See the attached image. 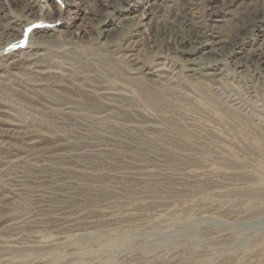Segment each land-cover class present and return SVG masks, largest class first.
<instances>
[{"label": "rangeland", "instance_id": "rangeland-1", "mask_svg": "<svg viewBox=\"0 0 264 264\" xmlns=\"http://www.w3.org/2000/svg\"><path fill=\"white\" fill-rule=\"evenodd\" d=\"M186 1L0 0V21L22 15L0 62H18L0 78V264H264V21L239 30L261 0H195L214 43L155 57Z\"/></svg>", "mask_w": 264, "mask_h": 264}, {"label": "bare ground", "instance_id": "bare-ground-1", "mask_svg": "<svg viewBox=\"0 0 264 264\" xmlns=\"http://www.w3.org/2000/svg\"><path fill=\"white\" fill-rule=\"evenodd\" d=\"M209 1L211 0H201V4L204 6L209 5ZM21 2V12L22 10H24L25 8V4H26V0H20ZM205 3V4H204ZM192 5H196L195 0H187L186 1V5H184V8L182 11H180L179 13H176V17L175 19L179 21V23L181 24L180 27H174L173 25H171L170 27H167L163 30V32L161 33V35H158L157 33L153 34V38L151 40V44L149 45V47L151 46L152 49L154 50V56L155 57H162L160 54H158L159 48L161 46H166L169 50V53L166 56H170L173 55L179 51H183L184 48L183 46L188 43L190 40L191 41H196L198 40L199 43L203 44H209L212 45L214 42H209V43H205L203 41H201V38L206 39V30L204 29L203 26L201 25H197L195 21L192 20V17L190 18V11L192 10ZM155 8H152L151 10H149L151 13L154 12ZM22 14V13H21ZM150 14V13H149ZM210 14V13H209ZM50 14H47V17H53L51 14L50 16H48ZM22 15H19V17H16L15 19H13L10 22L4 23L2 21H0V58L4 55H6L7 51L5 52L6 49L14 46L15 44H10L8 42H11L12 39H14L16 37V34L13 33L14 30V26L13 23H15L17 20H20ZM141 19H143V17H141ZM260 21H264V0H261V2L259 4H257L256 6H253L251 9H249V12L247 14L246 19L243 21L242 25L239 26V30H254L256 28L259 27L258 23ZM34 23V22H33ZM42 35V34H41ZM43 41V39H41ZM72 41V40H71ZM26 42V41H25ZM37 42V41H36ZM33 40L28 42V44L26 45V47H31L34 48L35 43ZM228 42V41H227ZM230 44V46L232 45V47L236 44V42L234 40H232V38L230 39V41L228 42ZM227 43V44H228ZM2 44H6V46H2ZM132 45H134V43H130V45L128 47L132 48ZM2 46V47H1ZM38 46V45H37ZM134 47V46H133ZM38 48V47H36ZM35 48V49H36ZM118 49H121L118 47ZM125 48H122L121 50H124ZM128 50V49H127ZM34 51V50H33ZM203 51V50H202ZM211 54V53H210ZM33 54H29L27 55L25 58L22 57L20 55L19 60L22 61H30L32 63L29 64V66H40L41 71H45L44 73L41 74H46L48 72H53L50 71L51 69V64L48 63H43V61L40 60H36L38 59L37 57H33ZM35 56H37V54H34ZM165 56V58H166ZM40 57V55H39ZM120 59L123 61V63H125L128 66H132V71L136 70V73H141L145 71V74H152L153 76H157L160 79L171 83V81L173 80L172 77H169L167 75L166 72L169 71V69L172 67H165V66H161L158 67L157 69H155L154 71H150L148 70L147 64H143L140 63V61L137 58H132L129 59L131 57V55L128 54H120ZM171 58V57H170ZM36 60L33 62V60ZM1 61H8V57H3L0 59ZM209 61V60H208ZM212 62L211 67L207 65L206 68H209V72L208 73H204L202 72L201 74L203 76H206L207 78H209L210 80H217V78H215V72H212V69L217 68V63L218 60L217 59H211ZM3 63V62H2ZM0 63V78L4 77L5 71L4 68L8 67L9 65H15L17 62V60L11 61L10 63H5L6 65H4V63L2 64ZM130 63V64H128ZM191 63V62H190ZM18 65V64H17ZM176 67V66H175ZM187 67V66H186ZM16 69V68H15ZM203 69V68H202ZM218 69V68H217ZM40 71V70H39ZM173 70L171 69L170 72H172ZM185 71H194V69H192L191 67H187L185 68ZM211 71V72H210ZM12 74V73H11ZM138 75V74H137ZM156 77V78H157ZM155 78V79H156ZM16 79V78H15ZM34 80V78H33ZM36 80V79H35ZM53 83L49 84L52 85ZM110 84V83H109ZM103 92H99L98 94H102L104 96L110 95L112 93L107 92L106 90H102ZM109 91V90H108ZM121 91V90H120ZM225 91V90H224ZM119 98V97H118ZM124 98V97H123ZM104 99V98H103ZM109 99V98H106ZM4 104V103H3ZM6 104V103H5ZM67 104V103H66ZM7 105V104H6ZM5 106V105H4ZM129 114V113H128ZM127 115V114H126ZM125 116V115H124ZM128 117V116H127ZM131 118V117H130ZM133 120V119H132ZM20 131V130H19ZM22 136V135H21ZM24 136V135H23ZM40 138V137H39ZM28 141V140H27ZM30 142V141H29ZM38 143V142H37ZM54 143V142H53ZM32 144V143H31ZM47 160V159H46ZM3 163V162H2ZM50 170V169H49ZM24 177V176H23ZM40 178V177H39ZM49 201V200H48ZM7 204V203H6ZM68 208V207H67ZM54 212V211H53ZM18 217V216H17ZM20 217V216H19ZM13 219V218H12ZM10 220V219H9ZM16 230V229H15ZM18 230V229H17ZM16 232V231H15ZM12 238V237H11ZM3 254V253H2Z\"/></svg>", "mask_w": 264, "mask_h": 264}]
</instances>
